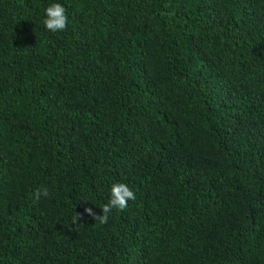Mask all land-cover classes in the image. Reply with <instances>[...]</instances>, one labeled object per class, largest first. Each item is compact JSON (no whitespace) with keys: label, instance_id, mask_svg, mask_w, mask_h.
<instances>
[{"label":"trees","instance_id":"16d2710c","mask_svg":"<svg viewBox=\"0 0 264 264\" xmlns=\"http://www.w3.org/2000/svg\"><path fill=\"white\" fill-rule=\"evenodd\" d=\"M0 264H264V0H0Z\"/></svg>","mask_w":264,"mask_h":264},{"label":"clouds","instance_id":"9594fccd","mask_svg":"<svg viewBox=\"0 0 264 264\" xmlns=\"http://www.w3.org/2000/svg\"><path fill=\"white\" fill-rule=\"evenodd\" d=\"M46 18L43 23L44 26L51 32L63 31L67 28L68 17L66 15L65 8L60 3H53L45 9ZM34 197L39 200L40 196H48V190L46 188H37L34 192ZM135 192L122 182H116L111 185L110 198L107 203L104 204L101 209L102 214H96L92 208H85V213L98 221L100 224H106L108 222V215L113 208L124 210L128 206L129 200H135ZM81 217L80 213H77L73 218V223H76Z\"/></svg>","mask_w":264,"mask_h":264}]
</instances>
